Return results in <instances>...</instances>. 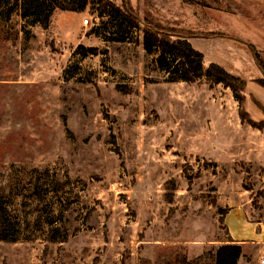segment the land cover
<instances>
[{
  "label": "rangeland",
  "instance_id": "obj_1",
  "mask_svg": "<svg viewBox=\"0 0 264 264\" xmlns=\"http://www.w3.org/2000/svg\"><path fill=\"white\" fill-rule=\"evenodd\" d=\"M110 1L244 80L243 105L165 82L140 31L107 40L89 9L0 21V264H214L223 245L260 264L264 0ZM242 221L260 236L233 241Z\"/></svg>",
  "mask_w": 264,
  "mask_h": 264
},
{
  "label": "trees",
  "instance_id": "obj_2",
  "mask_svg": "<svg viewBox=\"0 0 264 264\" xmlns=\"http://www.w3.org/2000/svg\"><path fill=\"white\" fill-rule=\"evenodd\" d=\"M88 9L100 20L107 16V22L114 25L107 40L122 43L131 31H140L142 49L153 58L151 63L154 68L166 76L165 82L192 84L204 80L209 85H222L231 91L239 107H242L246 89L244 80L217 64L210 63L205 67L203 56L183 36L141 21L125 1L118 6L110 0H0V21L8 22L11 15L18 12L22 21L37 24L46 30L55 10L83 13ZM23 34L26 36L27 32L23 30ZM75 52L81 58L98 53L96 48L82 45H78ZM258 65L264 75V67ZM263 80L261 86H264ZM0 240L3 239L0 237ZM240 255L238 245L220 246L214 254V264H237Z\"/></svg>",
  "mask_w": 264,
  "mask_h": 264
},
{
  "label": "crops",
  "instance_id": "obj_3",
  "mask_svg": "<svg viewBox=\"0 0 264 264\" xmlns=\"http://www.w3.org/2000/svg\"><path fill=\"white\" fill-rule=\"evenodd\" d=\"M237 215H240V217L243 219V215L241 213H238ZM242 224H243V232H242V235H241V238H236L234 235L235 233L231 231V228H230V235H231V238L233 239V241H242L246 238H257L260 236V234H258L256 232V226L258 224H255L254 226H250L248 227L247 226V223L245 221H242ZM249 236V237H248Z\"/></svg>",
  "mask_w": 264,
  "mask_h": 264
},
{
  "label": "built area",
  "instance_id": "obj_4",
  "mask_svg": "<svg viewBox=\"0 0 264 264\" xmlns=\"http://www.w3.org/2000/svg\"><path fill=\"white\" fill-rule=\"evenodd\" d=\"M83 22H84V24H86V23H87V21H86V20H84ZM260 264H264V259H262V260L260 261Z\"/></svg>",
  "mask_w": 264,
  "mask_h": 264
}]
</instances>
